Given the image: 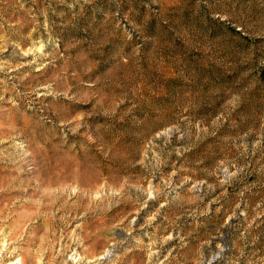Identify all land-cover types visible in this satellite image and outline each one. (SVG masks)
Wrapping results in <instances>:
<instances>
[{
    "label": "rangeland",
    "instance_id": "374dc122",
    "mask_svg": "<svg viewBox=\"0 0 264 264\" xmlns=\"http://www.w3.org/2000/svg\"><path fill=\"white\" fill-rule=\"evenodd\" d=\"M0 264H264V0H0Z\"/></svg>",
    "mask_w": 264,
    "mask_h": 264
}]
</instances>
